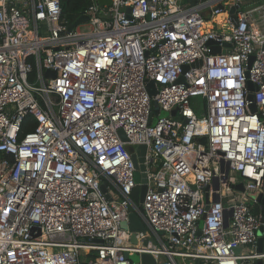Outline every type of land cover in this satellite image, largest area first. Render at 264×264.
<instances>
[{
  "label": "built area",
  "instance_id": "2783aa9c",
  "mask_svg": "<svg viewBox=\"0 0 264 264\" xmlns=\"http://www.w3.org/2000/svg\"><path fill=\"white\" fill-rule=\"evenodd\" d=\"M86 1L68 30L60 0H0V264L263 259L264 0ZM140 145L138 205L127 148ZM130 213L146 245L121 228Z\"/></svg>",
  "mask_w": 264,
  "mask_h": 264
},
{
  "label": "water",
  "instance_id": "95a60500",
  "mask_svg": "<svg viewBox=\"0 0 264 264\" xmlns=\"http://www.w3.org/2000/svg\"><path fill=\"white\" fill-rule=\"evenodd\" d=\"M99 5L104 7H110L112 4V0H99ZM193 1H190V4H192ZM220 9H222V6L219 7ZM230 15H231V19L233 21L234 24H236V16H235V8H232L230 10ZM129 17V15H128ZM87 21V17L86 16H81L79 18H77L69 27L68 30H73L75 27H77L78 25H81L83 23H85ZM208 45L210 46V53L211 54H220L221 52V47H215L214 43L209 42ZM224 47H229V44H224ZM252 60V57L250 58L249 64ZM200 65V62H196L194 63L192 66H198ZM188 69V66H183L182 70L183 72H185ZM55 74L54 72L51 71H47L45 73V77H54ZM246 78H248V73H246ZM182 78H180L178 80V82H181ZM247 88L250 92H252L255 87L251 82H247ZM147 90H148V94L150 97L154 96L157 93L156 90V84L153 81L148 82V86H147ZM246 101L248 102V109L250 111V113H256V105L254 102V97L252 93H249L246 97ZM159 114V109L153 105V103H151V114L149 116V120L148 123L150 124L152 121V117L156 116ZM176 114V110H173L171 112V115L174 116ZM119 136L120 139L123 142L127 141V138L125 137V135L123 134L122 131H119ZM127 150L129 151V153L132 154L131 159H132V163L133 166L136 170L135 172V183H137V186L133 189V192L131 194L132 200L140 205L143 202V198L144 195L146 193L147 190V178H146V174H145V168L143 165L144 162V154H145V146L140 145L137 147L136 151H134L133 147H128ZM105 187L106 184H103L101 186V191L103 193H105ZM236 189L238 190H243L241 185H237L235 186ZM108 200H110V198L107 196L106 197ZM256 202L259 204V209L263 214V217L261 218V225L256 233L257 236V240H256V249L255 252L258 255L264 254V188L262 193H260L257 198H256ZM121 228L124 230H128L132 233L131 235V242L134 244H137L138 241L136 240L135 237V233L140 232L142 234H144V236L147 237V239L143 242V245H146L148 240H151V236H149L148 230L146 229V227L143 225V223L140 222V220L138 219V217L133 214L130 213L128 216V222H124L121 224ZM237 252H239L237 250ZM127 257V255H126ZM141 258V262L142 264H153L152 258L150 255L147 254H142L140 255ZM255 264H264V258L263 259H259L255 262Z\"/></svg>",
  "mask_w": 264,
  "mask_h": 264
},
{
  "label": "trees",
  "instance_id": "16d2710c",
  "mask_svg": "<svg viewBox=\"0 0 264 264\" xmlns=\"http://www.w3.org/2000/svg\"><path fill=\"white\" fill-rule=\"evenodd\" d=\"M61 6V20L71 25L80 15H82L84 9L87 6L86 0H60ZM35 127V122L30 118L26 117L23 124L21 134L24 135L30 132ZM204 142V139H200Z\"/></svg>",
  "mask_w": 264,
  "mask_h": 264
},
{
  "label": "rangeland",
  "instance_id": "374dc122",
  "mask_svg": "<svg viewBox=\"0 0 264 264\" xmlns=\"http://www.w3.org/2000/svg\"><path fill=\"white\" fill-rule=\"evenodd\" d=\"M84 29V28H82ZM198 99V98H197ZM198 101H200V99H198ZM162 117H168L169 114L168 113H165V112H162L160 114ZM200 226H202V222H200ZM130 261L132 263H140L141 262V258H140V255H137V254H132L130 257H129Z\"/></svg>",
  "mask_w": 264,
  "mask_h": 264
},
{
  "label": "bare ground",
  "instance_id": "6f19581e",
  "mask_svg": "<svg viewBox=\"0 0 264 264\" xmlns=\"http://www.w3.org/2000/svg\"><path fill=\"white\" fill-rule=\"evenodd\" d=\"M203 128H204V126L202 124L198 126V130H200V131L203 130Z\"/></svg>",
  "mask_w": 264,
  "mask_h": 264
}]
</instances>
